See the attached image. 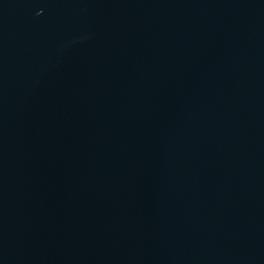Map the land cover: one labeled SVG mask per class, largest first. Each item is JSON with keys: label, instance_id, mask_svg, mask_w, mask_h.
<instances>
[{"label": "water", "instance_id": "water-1", "mask_svg": "<svg viewBox=\"0 0 264 264\" xmlns=\"http://www.w3.org/2000/svg\"><path fill=\"white\" fill-rule=\"evenodd\" d=\"M0 264H264V0H0Z\"/></svg>", "mask_w": 264, "mask_h": 264}]
</instances>
